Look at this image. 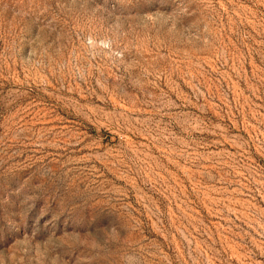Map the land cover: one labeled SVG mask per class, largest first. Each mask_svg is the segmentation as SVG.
<instances>
[{"label":"rangeland","instance_id":"374dc122","mask_svg":"<svg viewBox=\"0 0 264 264\" xmlns=\"http://www.w3.org/2000/svg\"><path fill=\"white\" fill-rule=\"evenodd\" d=\"M0 264H264V0H0Z\"/></svg>","mask_w":264,"mask_h":264}]
</instances>
